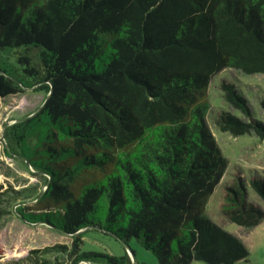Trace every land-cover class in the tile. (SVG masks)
Segmentation results:
<instances>
[{
    "label": "trees",
    "instance_id": "1",
    "mask_svg": "<svg viewBox=\"0 0 264 264\" xmlns=\"http://www.w3.org/2000/svg\"><path fill=\"white\" fill-rule=\"evenodd\" d=\"M225 68L264 73V0H0V97L47 94L4 134L8 150L46 178L32 206L14 209L73 235L70 247L37 257L59 250L72 264H121L123 256L80 250L90 228L125 243L136 237L159 264L247 257L243 241L205 213L227 165L207 120L209 81ZM221 88L250 114L232 83ZM215 124L264 136L257 117L223 110ZM252 182L264 199V181ZM241 184L222 211L251 228L264 211Z\"/></svg>",
    "mask_w": 264,
    "mask_h": 264
},
{
    "label": "rangeland",
    "instance_id": "2",
    "mask_svg": "<svg viewBox=\"0 0 264 264\" xmlns=\"http://www.w3.org/2000/svg\"><path fill=\"white\" fill-rule=\"evenodd\" d=\"M224 82L232 83L240 92L250 107V114L243 113L224 99L221 88ZM207 96L210 102L208 124L227 165L207 200L205 213L212 221L239 237L246 246L247 257L234 264H264V219L248 228L230 222L222 211L227 195L230 194V187L239 186L240 181L247 200L264 211V199L252 184L253 178L264 181V136L255 132L232 135L220 131L215 124V117L225 110L246 121L257 117L264 125V73L243 74L233 68L220 70L211 77ZM46 97L45 92L35 91L33 88H24L15 94L0 97V264H22L21 259L30 264V255H35L45 264H72V258L59 250L40 254L38 257L36 254L39 252L35 250H45L56 244L70 247L73 235L46 224L26 222L14 209L17 205L32 206L35 197L44 190L46 178L24 161L15 146V150H8L4 134L17 118L27 117L37 110ZM105 208V203L100 202L98 214L101 215ZM124 243L98 228H90L82 233L80 250L123 256L121 264H159L155 252L143 246L136 237L130 238L125 243L127 246ZM79 263L81 262L76 264ZM83 263L109 264L102 257H93ZM189 264L205 263L192 260Z\"/></svg>",
    "mask_w": 264,
    "mask_h": 264
},
{
    "label": "water",
    "instance_id": "3",
    "mask_svg": "<svg viewBox=\"0 0 264 264\" xmlns=\"http://www.w3.org/2000/svg\"><path fill=\"white\" fill-rule=\"evenodd\" d=\"M45 101V100H44ZM44 103V102H43ZM41 107V106H40ZM24 117H22V118H17L16 120H20V119H23ZM125 244V243H124ZM126 245V244H125ZM127 246V245H126Z\"/></svg>",
    "mask_w": 264,
    "mask_h": 264
}]
</instances>
